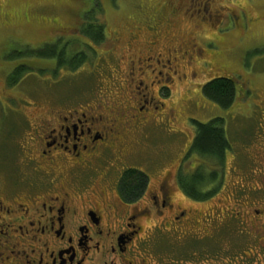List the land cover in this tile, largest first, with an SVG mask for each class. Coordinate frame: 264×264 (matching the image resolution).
Listing matches in <instances>:
<instances>
[{"label":"rangeland","instance_id":"rangeland-1","mask_svg":"<svg viewBox=\"0 0 264 264\" xmlns=\"http://www.w3.org/2000/svg\"><path fill=\"white\" fill-rule=\"evenodd\" d=\"M94 22L104 26V42L90 47L95 54L88 52L75 71L53 74L50 61L30 57L41 49L87 52L80 32ZM157 59L170 64L157 67ZM21 64L26 71L12 85L9 76ZM140 72L150 78H143L142 93L157 100L159 88L164 105L139 114L136 123L156 119L126 124L125 117L138 114L129 107H140ZM215 77L238 81L227 110L201 96V86ZM89 108L102 118L97 127L112 121L122 127L135 167L146 159L178 164L193 140L192 121L221 118L232 149L227 166L253 162L252 170H264V0H0V166L29 173L24 162L37 158L29 137L44 115Z\"/></svg>","mask_w":264,"mask_h":264},{"label":"flooded vegetation","instance_id":"flooded-vegetation-1","mask_svg":"<svg viewBox=\"0 0 264 264\" xmlns=\"http://www.w3.org/2000/svg\"><path fill=\"white\" fill-rule=\"evenodd\" d=\"M139 75L140 107H129L138 114L126 124L144 125L157 117L136 123L139 114L164 105L159 88L157 100L142 93L150 78ZM91 112L44 115L29 137L37 145V158H24L29 173L1 164L0 264H264V170L228 167L230 148L221 162L188 158V148L178 164L135 167L122 127H97Z\"/></svg>","mask_w":264,"mask_h":264},{"label":"trees","instance_id":"trees-1","mask_svg":"<svg viewBox=\"0 0 264 264\" xmlns=\"http://www.w3.org/2000/svg\"><path fill=\"white\" fill-rule=\"evenodd\" d=\"M80 33L82 34V37L86 38L84 41L85 44L82 45L87 49V52H71V54L68 55L64 52V48L60 50L52 49L50 51L41 49L30 52L29 55L32 59L50 61L55 67V70L52 72L53 74L62 67H65V70L75 71L76 68L81 67L82 64L89 60L87 58L88 52H91L92 55L95 54L94 49H91L90 47L103 44L105 39L104 26L98 22L87 25ZM45 48H49L48 45H46ZM25 71V65L21 64L10 74L9 77H11V80H9L12 85L22 77V74ZM236 82L238 81L234 78H212L201 86V96L219 108L227 110L235 101ZM11 83L9 85H11ZM192 126L194 128V135L193 140L188 147L187 157H196L203 160L216 159L219 162L224 160L225 153L229 150L230 146L225 137L223 120L219 118H214L210 122H198L193 120ZM127 174L136 175V179L143 176L136 171H129Z\"/></svg>","mask_w":264,"mask_h":264}]
</instances>
